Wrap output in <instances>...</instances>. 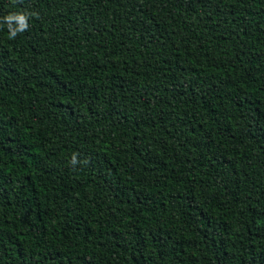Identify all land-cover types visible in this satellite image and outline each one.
<instances>
[{"label": "trees", "instance_id": "trees-1", "mask_svg": "<svg viewBox=\"0 0 264 264\" xmlns=\"http://www.w3.org/2000/svg\"><path fill=\"white\" fill-rule=\"evenodd\" d=\"M0 264H264V0H0Z\"/></svg>", "mask_w": 264, "mask_h": 264}, {"label": "clouds", "instance_id": "clouds-1", "mask_svg": "<svg viewBox=\"0 0 264 264\" xmlns=\"http://www.w3.org/2000/svg\"><path fill=\"white\" fill-rule=\"evenodd\" d=\"M5 20L8 25L9 29V38L14 39L17 35L18 32H23L24 30L27 29L28 24H27V17L24 14H12L7 17H5ZM15 21L17 24V27H13L12 22ZM72 163H76V158L73 156Z\"/></svg>", "mask_w": 264, "mask_h": 264}]
</instances>
